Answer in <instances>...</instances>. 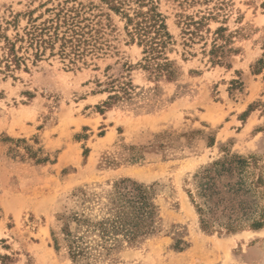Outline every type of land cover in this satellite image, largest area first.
Returning <instances> with one entry per match:
<instances>
[{
  "label": "rangeland",
  "instance_id": "rangeland-1",
  "mask_svg": "<svg viewBox=\"0 0 264 264\" xmlns=\"http://www.w3.org/2000/svg\"><path fill=\"white\" fill-rule=\"evenodd\" d=\"M64 1L0 0V31L23 34L30 19L43 21L47 8ZM157 3L175 39L173 80L142 66V49L126 42L114 13L107 54L70 67L49 51L35 60L24 48L27 69L0 71V264H264V227L204 230L189 194L196 175L227 152L253 158L249 182L259 174L264 180V0ZM203 16V38L190 39L187 23ZM220 26L235 49L228 65L213 64L208 53ZM121 74L136 89L108 107L105 83ZM124 178L152 187L156 232L74 262L61 234L64 216L102 215Z\"/></svg>",
  "mask_w": 264,
  "mask_h": 264
},
{
  "label": "trees",
  "instance_id": "trees-1",
  "mask_svg": "<svg viewBox=\"0 0 264 264\" xmlns=\"http://www.w3.org/2000/svg\"><path fill=\"white\" fill-rule=\"evenodd\" d=\"M46 13L49 16L39 23L38 19H30L24 33H17L14 38L0 31L1 72L9 74L22 65L27 69V57L20 53L24 48L34 51L35 60L47 51L51 56L59 55L68 60L70 67L79 62L86 64L88 56L107 54L114 48L116 38L117 28L111 15L114 13L124 21L126 42L142 49L141 64L146 70L156 78L167 80H173L178 74L177 66L168 55L175 39L157 0H65L47 8ZM206 19V16L192 19L184 34L190 35V39L203 38L200 33ZM226 32L224 26L214 32L208 52L213 64L228 65L229 55L235 52L231 35ZM258 66L263 67L264 60H260ZM109 79L103 89L110 92L106 106L132 98L136 87L128 75ZM233 86L241 88L242 82L234 80ZM255 166L258 165L253 158L227 152L196 175L195 190H190L189 194L204 230L230 233L264 227V209L258 212L255 208L257 193H263L264 180L259 174L249 182ZM63 220L61 234L70 258L74 262L89 263L92 258L124 243L135 244L153 235L160 213L151 186L124 178L114 183L102 215L75 211L65 215ZM54 239L58 250L57 238Z\"/></svg>",
  "mask_w": 264,
  "mask_h": 264
}]
</instances>
